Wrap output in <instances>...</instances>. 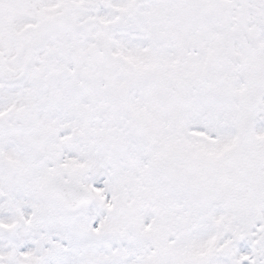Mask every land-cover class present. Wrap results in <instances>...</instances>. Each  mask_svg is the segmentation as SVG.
<instances>
[{
  "label": "snow or ice",
  "instance_id": "obj_1",
  "mask_svg": "<svg viewBox=\"0 0 264 264\" xmlns=\"http://www.w3.org/2000/svg\"><path fill=\"white\" fill-rule=\"evenodd\" d=\"M0 264H264V0H0Z\"/></svg>",
  "mask_w": 264,
  "mask_h": 264
}]
</instances>
